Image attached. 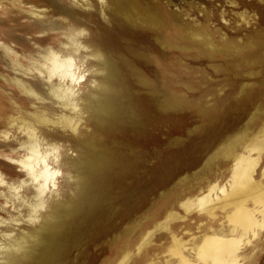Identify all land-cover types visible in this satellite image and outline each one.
Masks as SVG:
<instances>
[{
	"label": "rangeland",
	"instance_id": "obj_1",
	"mask_svg": "<svg viewBox=\"0 0 264 264\" xmlns=\"http://www.w3.org/2000/svg\"><path fill=\"white\" fill-rule=\"evenodd\" d=\"M32 1L48 7L56 20L74 18L72 9L79 13L118 69L109 89L113 113L91 118L76 136L95 157L85 170V196L77 195L75 181L64 170L60 198L75 201V207H65L64 228L55 232L50 256L40 264H118L125 251L133 254L129 264H165L172 234L164 229L138 251L160 222L171 219L173 231L186 241L221 229L225 211L215 218L186 215L181 202L211 180L227 182L232 159L211 160L212 154L246 126L251 135L264 123V0H108L103 14L98 0V9L74 0ZM0 2V37L34 44L29 6ZM46 34L56 43L57 31ZM3 55L0 49V131L11 97L29 104L2 77L12 75ZM87 83L83 92L89 91ZM0 138V153L10 150ZM0 164L7 180L18 174L26 178L19 167ZM8 191L0 186V194ZM22 194L33 195L30 188ZM1 195L0 218L18 216L21 222L0 228L20 232L31 227L28 206L19 201L5 205ZM176 213L187 217L173 218ZM256 239L242 251L245 257L249 253L243 264H264V231Z\"/></svg>",
	"mask_w": 264,
	"mask_h": 264
},
{
	"label": "bare ground",
	"instance_id": "obj_2",
	"mask_svg": "<svg viewBox=\"0 0 264 264\" xmlns=\"http://www.w3.org/2000/svg\"><path fill=\"white\" fill-rule=\"evenodd\" d=\"M98 1L103 14L108 0ZM98 1L74 0V3L98 9L94 5L95 2L98 6ZM18 2L29 6L27 17L33 22L30 21V29L35 32V43L18 44L16 41L13 44L11 38L0 37V49L12 70L11 76L2 74V77L26 95L30 105L11 97L12 105L6 112L4 129L0 131L5 146L11 149L0 153L6 158L0 163L10 168L19 167L26 178L18 174L17 179L7 180L0 169V186L9 190V195L1 193L5 205L19 201L28 206L26 223L31 227L20 232L15 228V231L0 228V240H4L0 244V264H40L50 256L55 232L64 228L65 207L75 204L64 195L60 198L59 183L64 170L69 171L75 181L77 195L85 196L89 184L85 170L94 163L95 157L93 149L76 136L91 118L100 119L113 113L116 106L114 108L109 89L117 78L118 69L92 31L77 18L79 13L72 9L76 18L69 15L72 20L68 17H64V21L56 20L44 5L32 0ZM47 31H57L56 43L50 42ZM85 82H88V92L82 91ZM71 149H75L77 156L70 154ZM223 155L233 162L229 180L209 181L199 192L184 197L181 207L186 215L197 212L212 218L223 210L226 226L223 224L221 229L213 228L200 238L194 235L186 241L173 231L171 219H166L147 233L138 249L140 253L154 241L155 233L164 229L172 234L165 264H243L244 259H249L248 250L247 257L242 251L264 231V123L251 135L246 126L228 138L214 156L212 154L211 160ZM25 188H30L33 195L22 194ZM186 217L176 213L173 218ZM8 221L19 224L21 218H0V226ZM132 258V252L125 251L118 264H129ZM150 264H154L153 260Z\"/></svg>",
	"mask_w": 264,
	"mask_h": 264
}]
</instances>
